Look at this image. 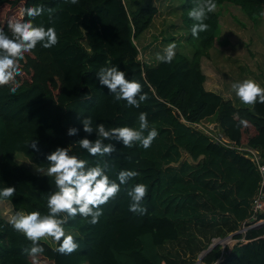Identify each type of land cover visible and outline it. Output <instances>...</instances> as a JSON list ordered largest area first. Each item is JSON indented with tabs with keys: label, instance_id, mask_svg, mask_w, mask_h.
I'll use <instances>...</instances> for the list:
<instances>
[{
	"label": "trees",
	"instance_id": "obj_1",
	"mask_svg": "<svg viewBox=\"0 0 264 264\" xmlns=\"http://www.w3.org/2000/svg\"><path fill=\"white\" fill-rule=\"evenodd\" d=\"M160 1L79 0L73 5L64 0H0V5H17L21 22L30 19L24 9L42 6L44 13L32 22L54 27L59 38L50 49L38 44L25 54L21 69L30 76L17 81L15 94L10 92L12 85L0 87V189H16L14 196L0 200L23 213L38 210L46 214L47 196L56 190L52 177L30 171L17 161V154L47 168V154L71 146L69 154L87 160L89 166L107 161L106 174L112 180L121 170L139 173L121 186L115 200L102 206L103 215L96 225L79 216L65 225L79 244L77 251L61 255L54 251L58 245L42 240L45 251L37 257L39 264H187L184 254L193 264L192 255L208 248V241L204 244L199 238H208L207 228L218 224L217 215L225 225L217 234L232 232V240L223 250L217 244L203 254L202 262L264 264V222L235 233L251 215V200L260 180L257 169L245 156L215 144L205 132L186 124L212 118L209 122H217L229 140L262 148L264 155V104L238 107L231 99L205 89L201 60L215 43L219 18L216 11L210 13L204 21L208 30L194 38L195 21L188 13L201 0H182L175 6L184 12L181 19L188 32L181 35V41L187 39L191 47L193 40L192 54L178 51L171 63L140 60L134 41L159 12ZM224 2L241 7L250 16L264 10V0H215L217 6ZM49 8L54 9L51 19ZM4 31L10 35L8 29ZM111 66L143 86L148 99L140 108L114 102L108 89L99 84L97 72ZM140 112L147 113L149 129L159 132L147 150L138 144L129 149L116 143L117 152L111 157H92L75 144L85 137L96 139L95 133L83 131L78 116L91 117L93 127L103 123L106 128L138 129ZM241 119L248 121L247 127L240 124ZM71 127L79 129L78 135L67 136ZM33 140L39 142L40 151L27 146ZM138 183L148 187L143 215L129 211L127 191ZM192 238L196 242H190ZM181 240L183 250L173 253L167 247ZM26 247L30 242L0 214V264H32V258L24 254Z\"/></svg>",
	"mask_w": 264,
	"mask_h": 264
},
{
	"label": "clouds",
	"instance_id": "obj_2",
	"mask_svg": "<svg viewBox=\"0 0 264 264\" xmlns=\"http://www.w3.org/2000/svg\"><path fill=\"white\" fill-rule=\"evenodd\" d=\"M78 2L79 0H64V3L73 5ZM216 8L215 0H201L189 11V18L195 21L191 28L194 38H198L199 33L208 30L209 26L204 21ZM44 11L42 6L28 7L24 9L23 14H26L29 20L24 22L9 20L7 27L10 35L0 29V87L12 85L10 92L13 94L18 88L16 78L22 74L21 61L25 60V54L33 52L38 44L44 49H50L59 42L54 27L45 28L32 22ZM47 11L51 19L54 9L49 8ZM175 48V43L167 45L156 54V60L161 63H171L175 57ZM97 80L101 86L108 89L109 94L114 97V102L124 101L127 107L138 109L141 103L148 99L147 94L143 93V86L136 80L127 79L126 73L116 66L101 67L97 72ZM231 89L243 105L254 107L257 103L264 104V88L252 79L234 82ZM78 119L83 125V131L88 135L95 133L96 139L90 140L85 137L75 144L92 157H111L117 152L116 143L129 149L138 144L147 150L159 135L155 128L149 129L145 112L139 113L138 129L127 126L106 128L103 123L93 127L91 117L78 116ZM240 124L247 127L248 121L241 119ZM78 132L79 129L71 127L67 131V136H76ZM38 143L33 140L27 146L38 152L40 151ZM70 150L71 146L57 147L46 155V170L44 168L38 170L41 174L54 179L56 190L47 196V213L42 214L38 210L16 213L9 220L13 230L30 242V247H26L23 251L32 258V264H39L37 257L45 251L41 244L42 240L58 245L54 251L61 255H70L77 251L79 244L73 235L66 232L65 225L75 220L77 216L93 226L96 225L103 215L102 206L115 200L121 191V186L127 185L139 175L135 170H121L116 180H112L106 174L109 169L107 161L89 166L87 160L70 155ZM15 192L14 187H4L0 189V199L11 198ZM147 193L148 187L142 183L134 185L127 191L130 212L139 215L147 213V208L142 206Z\"/></svg>",
	"mask_w": 264,
	"mask_h": 264
},
{
	"label": "rangeland",
	"instance_id": "obj_3",
	"mask_svg": "<svg viewBox=\"0 0 264 264\" xmlns=\"http://www.w3.org/2000/svg\"><path fill=\"white\" fill-rule=\"evenodd\" d=\"M181 1L161 0L157 2L159 12L156 13L149 27L134 41L139 52V59L143 62H156V54L171 43H175L176 45L175 53L179 51L186 55L192 54L193 40L189 41L191 47L186 43L187 39L185 42L181 41V35H187L188 32L181 19V15L184 12L181 9L178 12V8L175 7ZM16 7L17 5L11 3L0 5V29H8L9 20H20L19 10ZM215 11L219 18V30L216 34L213 47L209 49L208 57L206 56L201 60L202 71L207 76V83L215 85L214 89L224 93L225 98L235 101L239 105L238 107L251 109V106L240 103L232 91L231 85L234 82L252 79L264 88V10L261 15L250 16L241 7L233 3L224 2L217 6ZM170 36H173L175 39L169 40ZM29 76V72L22 71V74L16 80L26 81ZM209 121H214V119H206L203 123L208 124L210 123ZM217 128L220 130L218 123ZM16 159L30 171L40 173L38 171L40 167L23 155L17 154ZM44 169L46 170V168ZM16 213L23 212L15 210L10 202L0 200V214L3 218L9 221L11 216ZM217 218L219 219L218 224L213 225L212 228H207L206 234L208 238L203 236L199 239L204 244L208 241L207 246L213 243L218 244L223 250L225 246H228L233 235L232 232L225 235L217 234L219 229H225V225H222L220 222V215H217ZM242 223L237 230H239ZM250 224L255 225L252 220ZM258 224L255 226H258ZM195 233L200 234L196 230ZM45 241L54 244L48 240ZM190 242H196V240L192 238ZM184 245V240H181L179 243L170 244L167 247L175 253L183 250L181 247ZM204 252L205 250L192 255L193 264H204L202 259H199L203 256ZM182 257L186 258L184 261L189 264L190 258H187V254H184Z\"/></svg>",
	"mask_w": 264,
	"mask_h": 264
},
{
	"label": "built area",
	"instance_id": "obj_4",
	"mask_svg": "<svg viewBox=\"0 0 264 264\" xmlns=\"http://www.w3.org/2000/svg\"><path fill=\"white\" fill-rule=\"evenodd\" d=\"M210 123L206 124L203 123V121L191 123L186 122L189 126L198 128V130L200 129L205 132L209 136L210 140L215 144L229 147L248 158L252 161L260 176L256 193L251 200L250 218L244 221L238 230V233H244L247 229L255 226L256 224L264 222L263 217L259 218V214L264 213V155L262 148H254L249 144H237L235 141L229 140L222 131L218 130L217 123ZM251 220L254 221L255 225L250 224ZM241 240L244 241L245 239L241 238Z\"/></svg>",
	"mask_w": 264,
	"mask_h": 264
},
{
	"label": "crops",
	"instance_id": "obj_5",
	"mask_svg": "<svg viewBox=\"0 0 264 264\" xmlns=\"http://www.w3.org/2000/svg\"><path fill=\"white\" fill-rule=\"evenodd\" d=\"M205 76H206V74H205ZM209 85H211V86H209ZM204 87H205V89L210 90V91H214L216 93H219V94H221L224 97V93L220 92V90L217 91V90L214 89L215 85L207 83V76H206V79H205V82H204ZM233 102L237 106H239L235 101H233ZM215 123H217V122H215Z\"/></svg>",
	"mask_w": 264,
	"mask_h": 264
},
{
	"label": "water",
	"instance_id": "obj_6",
	"mask_svg": "<svg viewBox=\"0 0 264 264\" xmlns=\"http://www.w3.org/2000/svg\"><path fill=\"white\" fill-rule=\"evenodd\" d=\"M260 224H262V223H259L258 225H260ZM235 233H238V230H237ZM232 235H233V234H232ZM214 246H216L215 243L209 245L208 248H206L204 254L207 253L208 251H210ZM199 259H201V258H199Z\"/></svg>",
	"mask_w": 264,
	"mask_h": 264
}]
</instances>
